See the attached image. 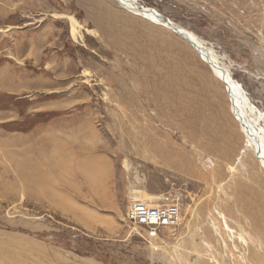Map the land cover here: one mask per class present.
<instances>
[{"label": "rangeland", "instance_id": "374dc122", "mask_svg": "<svg viewBox=\"0 0 264 264\" xmlns=\"http://www.w3.org/2000/svg\"><path fill=\"white\" fill-rule=\"evenodd\" d=\"M138 1L264 113V0ZM160 24L116 0H0V264H264L258 151L223 81ZM136 190L179 192L180 224L149 238L126 217Z\"/></svg>", "mask_w": 264, "mask_h": 264}, {"label": "bare ground", "instance_id": "6f19581e", "mask_svg": "<svg viewBox=\"0 0 264 264\" xmlns=\"http://www.w3.org/2000/svg\"><path fill=\"white\" fill-rule=\"evenodd\" d=\"M116 1L126 10L134 14H137L148 20H156V22H159V24L162 23V26H165L176 32L194 47L195 51L200 55L201 59L210 65L214 74L219 77L226 85L229 92L228 94L230 97L232 109L237 116L241 131L253 143V146L258 151V154L260 156L259 158L264 165V126L262 125V121L264 120V113L252 104L243 85L240 84L239 81L232 76L229 70L221 64L214 51L211 48L207 47L195 33L186 28H183L174 21L163 16V14H161L157 10L140 4L138 0ZM68 18V20L70 21V32L72 37L76 40L82 38V34L80 31V29L82 28L81 23L73 15H69ZM127 168H129L128 164ZM134 192L135 193L133 201L138 200L144 203L148 202V200L143 197L142 191L136 190ZM164 198L165 196L162 199ZM155 203L150 202V204ZM155 238H157V236L153 237V239Z\"/></svg>", "mask_w": 264, "mask_h": 264}, {"label": "built area", "instance_id": "2783aa9c", "mask_svg": "<svg viewBox=\"0 0 264 264\" xmlns=\"http://www.w3.org/2000/svg\"><path fill=\"white\" fill-rule=\"evenodd\" d=\"M182 195L177 192L168 193L163 200L150 202L133 201L128 205L126 217L135 227L141 225L149 238L159 236L162 227H177L181 222Z\"/></svg>", "mask_w": 264, "mask_h": 264}, {"label": "water", "instance_id": "95a60500", "mask_svg": "<svg viewBox=\"0 0 264 264\" xmlns=\"http://www.w3.org/2000/svg\"><path fill=\"white\" fill-rule=\"evenodd\" d=\"M200 51H201V49H200Z\"/></svg>", "mask_w": 264, "mask_h": 264}]
</instances>
